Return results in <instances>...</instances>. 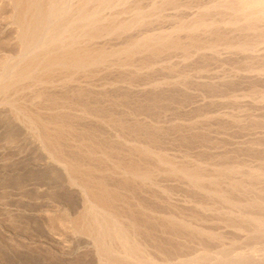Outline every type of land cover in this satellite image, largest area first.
Returning a JSON list of instances; mask_svg holds the SVG:
<instances>
[{
	"label": "rangeland",
	"instance_id": "374dc122",
	"mask_svg": "<svg viewBox=\"0 0 264 264\" xmlns=\"http://www.w3.org/2000/svg\"><path fill=\"white\" fill-rule=\"evenodd\" d=\"M48 1H40L41 8H37V10L40 9L35 11L36 15L34 11L31 16L29 14L27 18L31 21H26L24 24L26 26H23L18 20L19 11H16L15 3L12 0H0V264H117L118 261L116 262L114 258L119 260L118 264H126L125 262L127 264L128 262L129 264H249L253 254L261 260L264 259V231L262 235L258 232V236V233L254 231L258 229L257 224H252L254 220L257 222V219L264 218V202H262L264 201V182L260 183L263 181V176H260V170L263 169L261 166L264 167L262 162L264 160V122H262L264 112L261 113L264 108L259 106L260 111L258 106L256 110V105L252 108L249 105L252 99L249 97L246 98L250 100V103L246 98L244 100L248 103L236 98L238 93L248 90L246 77L240 78L238 83V76L234 74L236 59L233 61L234 58L229 56L222 60L215 50L206 53L200 46L192 44L193 36L196 35L199 41L204 34L201 33L202 29L198 32L194 30L197 34L191 29L189 31L188 25L200 15L209 0H174L175 4L177 3L175 7L172 5L161 8L162 13L158 8L161 7L159 3L164 0H90L91 2L71 0L75 4L70 0ZM68 1L71 3L70 7H68ZM81 3L86 7L89 5L88 8L93 4L92 10L87 8L89 15L86 18L81 16L79 9L78 11L76 9L78 6L87 12L86 7ZM65 4L67 6L64 8ZM97 4L99 7L96 6ZM109 5L110 7L113 5L112 8ZM40 10H42L41 15ZM63 10L67 12L64 13ZM51 12L53 17L57 15L56 19L50 18ZM47 13L49 17L46 18ZM65 15L70 16L68 20ZM89 16H93L92 19L95 17L94 21L90 20ZM77 17L80 19L77 20ZM61 18H65L66 22ZM57 19L64 23H58ZM85 19L90 20V23ZM46 21H48L47 24H45ZM33 22L38 24L37 28H34L36 24ZM28 25H30L29 29H27ZM70 26L74 33L71 32ZM78 28V31L82 33L76 31ZM89 29L91 30L88 31ZM99 29L104 31L101 30L100 33ZM44 31L46 34H43ZM51 31L55 35L60 32L61 35L58 36L63 38L61 37L60 40V37L56 38L57 35L54 37ZM21 32L27 36H22ZM40 32L45 39L39 35ZM75 32L76 36L73 35V38L72 34ZM90 32L93 33L90 34ZM49 33L53 37H50ZM31 34L35 36L34 41H31L33 37ZM87 34H90L88 36L91 38L87 37ZM45 35L50 38L44 37ZM68 35L73 39H70ZM19 37L23 40L21 41ZM63 39L65 41L62 46L60 42ZM158 39H162V43ZM170 39L180 40L181 46L176 48L171 44ZM51 40L53 42L56 40L57 43ZM165 42L168 45L167 48L163 47L166 45ZM70 43H75L77 47L71 44L75 48L91 46L93 49L103 50L104 54L100 55L102 58L96 57L90 66L81 67V69L61 67L62 70H60L58 67L57 72L55 68H52L54 70L52 72L40 62L46 54H49L47 51L50 54H59ZM146 44L153 47L144 49L143 46ZM119 57L122 59L120 60ZM27 63L30 64V68ZM33 64L36 67L32 69ZM18 71L24 73L20 75ZM42 72L44 76L47 74L48 77H46L49 79L44 81L46 77L43 79ZM36 78H41V81H37ZM48 80L51 81L48 83ZM50 82H53L52 85ZM242 103L243 105H240ZM246 104L252 112L247 109ZM31 112L35 114L34 118L42 113L43 117L45 115L44 119L49 120L53 117L56 123L64 122L62 125H66L64 127L66 133L63 130L61 134L63 136L59 141L61 144L52 145L47 142L43 136L44 133L40 132V130L44 131L40 122L33 119V114L29 115ZM239 112L243 113L241 115L244 118L240 115L236 118ZM51 121L55 122L54 119ZM237 122L243 125L240 126ZM247 122L249 126L256 125V128H259L250 129ZM35 124L39 126L36 127ZM92 146H96L95 149ZM58 148H61L60 153ZM91 149L94 150L91 151ZM65 157L71 158L72 161L65 160ZM240 159L242 162L239 161ZM256 160L260 167L257 166ZM123 164L129 168L125 170ZM66 165L70 166L71 171ZM78 165H81L80 168ZM232 165L235 168L231 169ZM73 167L78 168L76 170ZM81 167L84 168L81 169ZM244 167L246 171L242 170ZM72 168L78 172L74 173ZM88 168L91 172L95 170V173H91L94 179L106 181L108 184H105L111 191L116 190H113L115 191L113 195L116 197L115 205L120 207L124 205L122 210L114 205L115 208H118V211L121 210L122 214L129 213L128 218L136 216L135 220L139 224L136 228L139 240H134L133 234L128 233L126 238H122L113 233L111 228L114 229V219H109L108 214L103 210L100 211L106 214L102 212L101 215V212H98L99 209H96L86 198L87 196H84L85 193L81 192L78 176L81 178V172L85 176L86 173H90ZM130 168L136 169L139 172L138 175H133ZM191 169L193 171L200 169L197 171H202L203 178L197 181L190 175H186L185 172L189 174ZM252 171L253 174H251ZM256 174L259 175L254 177ZM73 175L77 178H72ZM234 181L240 182L239 186H236ZM241 185L244 187L241 188ZM253 189L259 190L253 192ZM249 200L253 201L250 203ZM124 208L128 210H126L127 213ZM243 213L248 214L246 216ZM240 217L251 221H242ZM96 222H99L101 226ZM106 225L109 227L111 225L112 232ZM128 252L129 255H127ZM147 255L152 256V259L147 258Z\"/></svg>",
	"mask_w": 264,
	"mask_h": 264
},
{
	"label": "bare ground",
	"instance_id": "6f19581e",
	"mask_svg": "<svg viewBox=\"0 0 264 264\" xmlns=\"http://www.w3.org/2000/svg\"><path fill=\"white\" fill-rule=\"evenodd\" d=\"M14 3H15V6H16V8L18 9H16V11L18 12L19 11V19L18 20H20V22L23 24V26H26V25H24V24H26V21H28V18H29V14H30V16H31V14L33 13V11H34V13H35V11L37 10V8L38 7H40V5H39V2L41 1L42 2V0H12ZM48 1V0H47ZM61 1V0H60ZM71 1V0H70ZM80 1H82V0H80ZM90 1V0H89ZM93 1V0H92ZM99 1V0H98ZM114 1V0H113ZM40 2V3H41ZM49 2V1H48ZM48 2H47V4H48ZM55 2V1H54ZM54 2H52V3H54ZM71 2H73L74 3V1H71ZM77 2H79V1H77ZM91 2V1H90ZM107 2V1H106ZM109 2V1H108ZM120 2V1H119ZM123 2V1H122ZM138 2V1H137ZM175 2L176 1H174V0H164V1H162L161 3H159V4H161L160 6L159 5H157V6H159L160 8H158V10H160L161 8L162 9H164L166 6H172L173 5V7H175L174 5H176L175 4ZM180 2V1H179ZM45 3H46V1H45ZM51 3V5H53ZM56 3V2H55ZM61 4H62V2H60ZM67 3V2H66ZM68 3H69V1H68ZM84 3V2H83ZM83 3H81V4H83ZM92 3H95L96 4V2H92ZM101 3V2H100ZM141 3V2H140ZM158 3V2H157ZM11 4V3H10ZM58 4V3H57ZM64 4V3H63ZM75 4V3H74ZM77 5H78V3H76ZM85 4V3H84ZM83 4V5H84ZM121 4V3H120ZM134 4V3H133ZM137 4H139V3H137ZM12 5V4H11ZM49 5V4H48ZM70 5H71V3H69V6L68 7H70ZM80 5V4H79ZM83 5H81L82 7H83ZM99 4H97L96 6H98ZM103 5V3L102 4H100V7ZM117 5V4H116ZM119 5V4H118ZM124 5V4H123ZM122 5V6H123ZM131 5V4H130ZM129 5V6H130ZM200 5H202V4H200ZM14 6V5H13ZM42 6V5H41ZM44 6H46V4H44ZM55 6H57V5H55ZM63 6V5H62ZM65 6H67V4H65L64 5V8H65ZM73 6V5H72ZM85 7H86V5H84ZM96 6H94V7H96ZM113 6V5H112ZM112 6L110 7V5H109V7L110 8H112ZM125 6V5H124ZM138 6V5H137ZM178 6V5H177ZM179 6H181L180 4H179ZM46 7H48V6H46ZM49 7H51V6H49ZM75 7V6H74ZM88 7H89V5H88ZM88 7H86V9L88 8ZM99 7V6H98ZM107 7H108V5H107ZM117 7V6H116ZM15 8V7H14ZM41 8V7H40ZM39 8V9H40ZM45 8V7H44ZM54 8V7H53ZM56 8V7H55ZM72 8V7H71ZM91 8H93V4H92V7H90V8H88V9H91ZM103 8H105V7H103ZM135 8V7H134ZM140 8V7H139ZM143 8V7H142ZM167 8V7H166ZM169 8V7H168ZM171 8V7H170ZM38 9V10H39ZM49 9V8H48ZM47 9V10H48ZM61 9V8H60ZM77 11H78V9H79V12L81 13V16H83V17H87V15H89L88 14V9H87V12L86 11H84V9L83 8H78V6H77ZM96 9V8H95ZM94 9V10H95ZM144 9V8H143ZM157 9V8H156ZM37 10V11H38ZM43 10V9H42ZM42 10H40V15H41V11ZM50 10V9H49ZM48 10V11H49ZM62 10V9H61ZM73 10H75V9H73ZM92 10V9H91ZM103 10V9H102ZM105 10V9H104ZM167 10V9H166ZM200 10V9H199ZM45 11V10H44ZM53 11V10H52ZM55 11V10H54ZM59 11V10H58ZM70 10L68 9V12H69ZM72 11V10H71ZM99 11V10H98ZM139 11V10H138ZM162 10H160V13H162L161 12ZM16 12V13H17ZM63 12L65 13V12H67L66 10H63ZM90 13H91V11H89ZM97 12V11H96ZM163 12H166V11H163ZM16 13H15V15H16ZM37 13V12H36ZM36 13H35V15H36ZM45 13V12H44ZM44 13H42L43 14V16H45L44 15ZM54 13V12H53ZM74 13V12H73ZM78 13V12H77ZM99 13V12H98ZM97 13V14H98ZM101 13V12H100ZM103 13V12H102ZM18 14V13H17ZM63 14V13H62ZM95 14V13H94ZM93 14V15H94ZM34 15V14H33ZM51 15H52V12H51ZM66 15H67V13H66ZM65 15V17H66V20H68L69 19V17H67ZM71 15H73L72 13H71ZM102 15V14H101ZM137 15H139V14H137ZM141 15H142V13H141ZM160 15V14H159ZM38 16V15H37ZM42 16V17H43ZM57 16V15H56ZM56 16H54L53 17V15H52V17H50V18H54V19H56ZM61 17H62V15H60ZM59 16V17H60ZM74 16V15H73ZM81 16H80V18H81ZM28 17V18H27ZM35 17V16H34ZM47 17H49V15H48V13L46 14V18ZM83 17L81 18L82 20H83ZM90 17V16H89ZM93 17V16H92ZM92 17H90L91 19L90 20H92V21H94V18L92 19ZM107 17V16H106ZM119 17V16H118ZM160 17H161V15H160ZM40 19H41V16L39 17ZM44 18V17H43ZM68 18V19H67ZM80 18H76L77 20H79ZM105 17H103V19H104ZM112 18V17H111ZM110 18V19H111ZM166 18V17H165ZM32 19L34 20V18L32 17ZM58 19H60V18H58ZM57 19V20H58ZM62 19V18H61ZM65 18H63L62 20L63 21H65L64 20ZM88 19V18H87ZM100 19V18H99ZM106 19V18H105ZM109 19V18H108ZM116 19V18H115ZM119 19V18H118ZM159 19V18H158ZM191 19V18H190ZM39 20V19H38ZM53 20V19H52ZM57 20H55V22L57 21ZM62 20H61V22L59 21L58 23H64V22H62ZM72 20H73V18H72ZM81 20V21H82ZM86 20V19H85ZM90 20H86L88 23H90ZM160 20V19H159ZM165 20V19H164ZM30 21H31V19H30ZM30 21H28V22H30ZM40 21V20H39ZM41 21H43V20H41ZM48 21H49V19H48ZM48 21H46V23L45 22H43V24L45 23V24H47V22ZM188 21V20H187ZM19 22V25L21 24ZM52 21H51V19H50V23H51ZM66 22V21H65ZM75 21H73V23H74ZM82 22H84V21H82ZM81 22V23H82ZM95 22H98L97 20H95ZM119 22H121V21H119ZM38 23H40V22H38ZM70 23V22H69ZM68 23V24H69ZM72 23V22H71ZM72 23V24H73ZM76 23V22H75ZM86 23V22H85ZM87 23V24H88ZM109 23V22H108ZM33 24H36V26H34V28L36 27L37 28V23H35V22H33ZM41 24V23H40ZM52 24H54V22L52 23ZM67 24V23H66ZM56 24H54V26H55ZM61 25V24H60ZM74 25V24H73ZM79 25V24H78ZM83 25H85V24H83ZM91 25V24H90ZM93 25V24H92ZM109 25V24H108ZM111 25H112V23H111ZM119 25V24H118ZM184 25V24H183ZM188 25V24H187ZM21 26V25H20ZM40 26V25H39ZM57 26H58V24H57ZM63 26V25H62ZM61 26V27H62ZM115 26V25H114ZM113 26V28L115 29V27ZM180 26H181V24H180ZM64 27V26H63ZM71 27V26H70ZM79 27V26H78ZM81 27V26H80ZM106 27V26H105ZM107 27H110V26H107ZM112 27V26H111ZM184 27H186L185 25H184ZM30 28V25H28V28L27 29H29ZM32 28H33V26H32ZM60 28V27H59ZM77 28V27H76ZM96 28V27H95ZM100 28V27H99ZM122 28V27H121ZM183 28V27H182ZM188 28H189V31H190V29H191V31H193V33H195V34H197L196 32H198V30L200 29H202L201 30V33H202V38H203V40H201V39H199V41L197 40V38L195 37V36H193V34H192V38H191V40L193 41L192 42V44H196L197 45V47L198 46H200L201 47V49H204L203 51H206V53L208 52L209 53V51H212V50H215V52H217L218 53V55L220 56V58L222 59V60H224L225 58L227 59V58H229V56H231L232 58H234V60L233 61H235V59L237 60V62H235V63H237V65H236V67H234V68H236L235 69V75L236 76H238V83H239V81L241 80L240 78H245L246 77V79H247V81H248V90L246 91V92H243V93H245V94H243V93H238L237 95H236V98L238 99V100H244V98H246V97H249V99H252V101H251V103H250V100L248 101V98H246L247 99V101L250 103L249 105H251L252 106V108H253V106H255L256 105V110H257V106L259 107H261V108H264V0H209L208 1V3L205 5V7H204V9L202 10V12L200 13V15L198 16V17H196L193 21H191V24H189L188 25ZM26 29V28H25ZM48 29H49V27H48ZM50 29H52V28H50ZM67 29H68V26H67ZM75 29V28H74ZM87 29H88V27H87ZM86 29V30H87ZM93 29H94V27H93ZM106 29V28H105ZM107 29H110V28H107ZM113 29V30H114ZM120 29V28H119ZM19 30H20V27H19ZM24 30V29H23ZM79 30V28L78 29H76V31H78ZM82 30V29H81ZM83 30H85V28H83ZM91 29H89L88 31H90ZM96 30V29H95ZM101 30H103L104 31V29H101ZM101 30L99 29V31H100V33H101ZM110 30H112V29H110ZM126 30V29H125ZM196 32H195V31ZM20 31H22V30H20ZM19 31V32H20ZM55 31V30H54ZM58 31V30H57ZM56 31V32H57ZM75 31V30H74ZM96 31H98V30H96ZM107 31V30H106ZM117 31V30H116ZM187 31V30H186ZM30 32V31H29ZM48 32H50V31H48ZM47 32V33H48ZM52 32V34H54L53 33V31H51ZM64 32H65V30H64ZM71 32L72 33H74L73 31H72V27H71ZM70 32V33H71ZM79 33H82V32H80V31H78ZM77 32V33H78ZM83 32H85V34L87 33V31H83ZM121 32V31H120ZM204 32V33H203ZM22 33V36L24 35V33L23 32H21ZM25 33H27V31L25 30ZM45 33V31L43 32V34ZM59 34H60V32H58ZM69 33V32H68ZM67 33V34H68ZM91 33H93V32H90V34ZM96 33V32H95ZM191 33V32H190ZM41 32L39 33V35L41 36V35H43ZM46 34V33H45ZM50 34V33H49ZM48 34V35H49ZM52 34H50V37H55L56 35L54 34L53 36H51ZM58 34V35H59ZM66 34V33H65ZM64 34V36H66ZM90 34H87L86 36L87 37H89V38H91L90 36H88V35H90ZM99 34V33H98ZM118 34V33H117ZM173 34V33H172ZM187 34V33H186ZM199 34V33H198ZM32 35V34H31ZM38 35V36H39ZM48 35L46 36H44V37H47V38H50V37H48ZM57 35V37L56 38H58V37H60L59 39L61 40V37L62 36H58ZM61 35V34H60ZM76 36V32H75V34H72V36ZM79 35V34H78ZM77 35V36H78ZM83 35V34H82ZM167 35H170V34H167ZM201 35V34H200ZM24 36H27V34L26 35H24ZM30 36V35H29ZM33 37L31 38V37H29V39L31 38V41H34L33 40V38L35 37L34 36V34L32 35ZM37 36V35H36ZM37 36V37H38ZM40 36H39V38H40ZM72 36H71V38H72ZM74 36H73V38H74ZM95 36V35H94ZM178 36V35H177ZM42 38H43V36H41ZM68 37H69V35H68ZM81 37V36H80ZM83 37V36H82ZM162 37V36H161ZM168 37V36H167ZM173 37V36H172ZM20 38V37H19ZM22 38V37H21ZM20 38V40L22 41L23 39H21ZM23 38H26V37H23ZM55 38V39H56ZM63 38V37H62ZM66 38H67V36H66ZM70 38V37H69ZM70 38V39H71ZM72 38V39H73ZM76 38V37H75ZM150 38V37H149ZM149 38H147V39H149ZM152 38V37H151ZM155 38V37H154ZM169 38V37H168ZM189 38V37H188ZM187 38V39H188ZM200 38V37H199ZM43 39H45V38H43ZM43 39H42V41H43ZM68 39V38H67ZM66 39V40H67ZM84 39V38H83ZM86 39V38H85ZM141 39V38H140ZM164 39V38H163ZM172 39V38H171ZM170 39V40H171ZM174 39V38H173ZM184 39H186V38H184ZM41 40V39H40ZM49 40V39H48ZM58 40V39H57ZM76 40V39H75ZM134 40H136V39H134ZM146 40V39H145ZM159 40V39H158ZM162 40V39H161ZM161 40H159L160 41V43H162V41ZM166 40H168V39H166ZM25 41H27V40H25ZM50 41V40H49ZM52 41V40H51ZM56 40H54V42H55ZM65 40L63 39L62 40V42H60V44H62L63 42H64ZM68 41V40H67ZM73 41V40H72ZM86 41V40H85ZM133 41V40H132ZM158 41V42H159ZM163 41H165V40H163ZM180 41V40H179ZM179 41H177V40H171V44L172 45H175V47L176 46H178L179 47V45L181 44ZM24 42V41H23ZM53 42V41H52ZM52 42H51V44H52ZM53 42V43H54ZM75 42V41H74ZM141 42H143V40L141 41ZM191 42V41H190ZM47 43V42H46ZM56 43H57V41H56ZM58 43H59V41H58ZM66 43V42H65ZM42 44V43H41ZM45 44V43H44ZM43 44V45H44ZM48 44H50V43H48ZM48 44H46V45H48ZM71 44H73V43H70V44H68V45H66L64 48H63V50L59 53V54H50V52L49 51H47V53H49V54H46L45 55V57H44V59L42 60V61H40L46 68H47V70H51L52 72L54 71V70H52V68H55L56 69V72H57V68L58 67H60V70H62L61 69V67H64V69H66L65 67H67V68H72V67H74V68H79V69H81V67H87V66H90V64H92L93 62H94V60L96 59V57H97V59H98V57L100 56V55H102V54H104L103 53V50H100V49H93V48H91V46L90 47H83V48H75L73 45H75V43L73 44V45H71ZM130 44V43H129ZM144 44V43H143ZM152 44V43H151ZM165 44H166V42H165ZM88 45V44H87ZM153 45V44H152ZM152 45H150V44H146V45H144L143 47H145L144 49H146V48H149V47H151ZM162 45V44H161ZM169 45H170V43H169ZM62 46H63V44H62ZM76 46V45H75ZM158 46V45H157ZM156 46V47H157ZM160 46V45H159ZM163 46V45H162ZM167 44L165 45V46H163V47H166L167 48ZM181 46V45H180ZM188 46V45H187ZM45 47H47V46H45ZM60 47V46H59ZM77 47V46H76ZM104 47V46H103ZM127 47V46H126ZM153 47V46H152ZM161 47V46H160ZM172 47V46H171ZM61 48V49H62ZM162 48V47H161ZM174 48V47H173ZM177 48V47H176ZM183 48V47H182ZM190 48V47H189ZM188 48V49H189ZM55 49H56V47H55ZM54 49V50H55ZM60 49V48H59ZM59 49H57L58 50V52H59ZM60 49V50H61ZM105 49H107V48H105ZM110 49V48H109ZM113 49V48H112ZM139 49V48H138ZM137 49V50H138ZM180 49V48H179ZM178 49V50H179ZM197 49V48H196ZM199 49V48H198ZM52 50V49H51ZM136 50V49H135ZM136 50V51H137ZM155 50H157V49H155ZM184 50V49H183ZM187 50V49H186ZM135 51V52H136ZM140 51V50H139ZM145 51V50H144ZM148 51V50H147ZM171 51H172V49H171ZM194 51H196V50H194ZM198 51V50H197ZM57 52V51H56ZM112 52V51H111ZM160 52H162V51H160ZM170 52V51H169ZM183 52V51H182ZM185 52V51H184ZM188 52V51H187ZM189 52H190V50H189ZM127 52H125V54H126ZM148 53V52H147ZM196 53V52H195ZM201 53V52H200ZM152 54V53H151ZM112 55H114V54H112ZM130 55V54H129ZM161 55V54H160ZM160 55H157L158 57L160 56ZM190 56L192 55V54H189ZM212 55V54H211ZM228 55V57H226ZM104 56V55H103ZM131 56V55H130ZM153 56V55H152ZM206 56V55H205ZM204 56V57H205ZM101 57V56H100ZM127 57V56H126ZM136 57V56H135ZM147 57V56H146ZM153 57H156V56H153ZM203 57V56H202ZM102 58V57H101ZM101 58H99V59H101ZM120 58V57H119ZM124 58V57H123ZM138 58V57H137ZM148 58H150V57H148ZM104 59V58H103ZM122 58H120V60H121ZM142 59V58H141ZM140 59V60H141ZM147 59V58H146ZM204 59V58H203ZM208 59V58H207ZM120 60H118V61H120ZM209 60H210V58H209ZM228 60H230V59H228ZM38 61V60H37ZM36 61V62H37ZM103 61V60H102ZM117 61V62H118ZM135 61V60H134ZM31 62V61H30ZM29 62V63H30ZM39 62V61H38ZM40 62H39V64H40ZM96 62V61H95ZM101 62V61H100ZM138 62V61H137ZM153 62V61H152ZM35 63V62H34ZM106 63V62H105ZM219 63V62H218ZM226 63V62H225ZM28 64V63H27ZM38 63H36V65H37ZM41 64V65H42ZM95 64V63H94ZM97 64V63H96ZM101 64H103V63H101ZM136 64V63H135ZM220 64V63H219ZM30 64H28V67L30 68V66H29ZM42 65V66H43ZM118 65V64H117ZM137 65V64H136ZM229 65V64H228ZM39 66V65H38ZM135 66V65H134ZM224 66V65H223ZM235 66V65H234ZM32 69L34 68V67H36L35 66V64H33L32 66ZM41 68V67H40ZM49 68V69H48ZM97 68V67H96ZM220 68V67H219ZM19 69H22V68H19ZM36 69V68H35ZM44 69V68H43ZM59 69V68H58ZM63 69V70H64ZM89 69V68H88ZM95 69V68H94ZM93 69V70H94ZM136 69V68H135ZM139 69V68H138ZM225 69V68H224ZM223 69V70H224ZM75 70V69H74ZM97 70V69H96ZM141 70H142V68H141ZM207 70H208V68H207ZM234 70V69H233ZM20 71V70H19ZM19 71H18V73H19ZM41 71H43L42 69H41ZM40 71V72H41ZM24 72H25V70H24ZM24 72H22V73H24ZM39 72V73H40ZM55 72V73H56ZM64 72V71H63ZM62 72V73H63ZM92 72V71H91ZM221 72V71H220ZM231 72V71H230ZM17 73V74H18ZM21 73V72H20ZM19 73V74H20ZM21 73V74H22ZM28 73V72H27ZM44 73H45V71H44ZM47 73V72H46ZM49 73V72H48ZM51 73V72H50ZM75 73V72H74ZM98 73V72H97ZM100 73V72H99ZM206 73H208V71L206 72ZM17 74H16V76H17ZM20 74V75H21ZM26 74V73H25ZM25 74H24V76H25ZM43 74V72L41 73V75ZM52 74V73H51ZM67 74V73H66ZM73 74V73H72ZM85 74V73H84ZM83 74V75H84ZM88 74V73H87ZM39 75V74H38ZM41 75H40V77H41ZM50 75V74H49ZM63 75V74H62ZM62 75H61V78H62ZM221 75V74H220ZM46 76L48 77V75L46 74ZM46 76H44V74L42 75V77H43V79H44V77H46ZM51 76H53V74L51 75ZM88 76H89V74H88ZM93 76V75H92ZM36 77H38V76H36ZM46 77V79H44V81L45 80H47V79H49V78H47ZM50 77V76H49ZM68 77V76H67ZM71 77V76H70ZM69 77V78H70ZM51 78H53V77H51ZM59 78V77H58ZM82 78V77H81ZM91 78V77H90ZM41 79V78H40ZM40 79H37L36 78V80L38 81H41ZM43 79H42V81H43ZM68 79V78H67ZM237 79V78H236ZM240 79V80H239ZM245 79V80H246ZM55 80V79H54ZM244 80V81H245ZM43 81V82H44ZM49 81H51V80H48L47 82L49 83ZM83 81V80H82ZM86 81V80H85ZM223 81V80H222ZM243 81V80H242ZM243 81V82H244ZM42 82V83H43ZM47 82H45V83H47ZM72 82V81H71ZM78 82H80V81H78ZM227 82V81H226ZM51 83V82H50ZM53 83V82H52ZM52 83H51V85H52ZM236 83V82H235ZM245 83H246V81H245ZM62 84V83H61ZM71 84V83H70ZM84 84V83H83ZM225 84V83H224ZM75 85V84H74ZM78 85V84H77ZM85 85V84H84ZM84 85H82V86H84ZM221 85V84H220ZM233 85V84H232ZM245 85V84H244ZM225 86V85H224ZM224 86L222 87V88H224ZM53 87V86H52ZM59 87V86H58ZM81 87V86H80ZM227 87V86H226ZM236 87H238V86H236ZM241 87V86H240ZM51 88V87H50ZM60 88V87H59ZM67 88V87H66ZM82 88V87H81ZM79 89V88H78ZM227 89V88H226ZM57 90V89H56ZM60 90H63V89H60ZM71 90V89H70ZM69 90V91H70ZM81 90V89H80ZM241 90H242V87H241ZM49 91V90H48ZM77 91H79V90H77ZM85 91V90H84ZM88 91V90H87ZM42 92V91H41ZM45 92V91H44ZM232 92V91H231ZM239 92H240V90H239ZM66 93V92H65ZM65 93H64V96L66 97V95H65ZM53 94V93H52ZM63 94V93H62ZM61 94V95H62ZM67 94V93H66ZM70 94V93H69ZM76 94V93H75ZM234 94H236V93H234ZM40 95V94H39ZM54 95V94H53ZM47 96H49V95H47ZM56 96H57V94H56ZM55 96V97H56ZM74 96V95H73ZM224 96V95H223ZM68 97V96H67ZM77 97V96H76ZM228 97V96H227ZM242 97H243V99H242ZM57 98V97H56ZM62 98V97H61ZM75 98V97H74ZM80 98V97H79ZM236 98H235V100H236ZM226 99V98H225ZM233 99V98H232ZM70 100V99H69ZM234 100V101H235ZM232 101V100H231ZM244 101H246V100H244ZM246 101V102H247ZM54 102V101H53ZM69 102V101H68ZM75 102V101H74ZM85 102V101H84ZM225 102V101H224ZM228 102V101H227ZM236 102V104H237V101H235ZM234 102V103H235ZM239 102V101H238ZM247 102V103H248ZM66 103V102H65ZM89 103V102H88ZM244 103V102H243ZM243 103L242 104H240V105H243ZM76 104V103H75ZM79 104V103H78ZM82 104V103H81ZM67 105V104H66ZM69 105V104H68ZM77 105V104H76ZM84 105V104H83ZM234 105V104H233ZM59 106V105H58ZM238 105H236V107H237ZM245 106H247V104L245 105ZM244 106V107H245ZM250 106V107H251ZM54 107V106H53ZM76 107V106H75ZM95 107V106H94ZM236 107H234L235 109H237ZM239 107V106H238ZM249 106H247V109H251V108H248ZM260 107L258 108V110L260 109ZM55 108V107H54ZM71 108V107H70ZM74 108V107H73ZM240 108H242V106L240 107ZM76 109H77V107H76ZM247 109H245V110H247ZM80 110H81V108H80ZM87 110V109H86ZM234 110V109H233ZM253 110V109H252ZM263 109H261V111H262ZM34 111V110H33ZM32 111V112H33ZM105 111V110H104ZM239 111H241V110H239ZM242 111H243V108H242ZM251 111V110H250ZM260 111V110H259ZM258 111V112H259ZM30 113L29 115H31L32 116V114L33 113H36V111L35 112H33V113ZM38 112V111H37ZM236 113H237V111H235ZM252 112V111H251ZM254 112V111H253ZM264 112V110L261 112V113H263ZM90 113V112H89ZM93 113V112H92ZM240 114H238L237 115V117L236 118H238V117H240V116H242L241 115V113L242 112H239ZM248 116H250V114H248L247 112H245ZM256 113V112H255ZM38 114H39V112H38ZM37 114V116H36V118H34L35 117V114H33L34 116H33V119L34 120H36L37 119V121L38 122H40V124H41V126H42V128H43V130L44 131H42V130H40V132H43L44 133V138L47 140V142L49 143V144H52V145H58V144H61V143H59V141H60V139L62 138L61 136H63V135H61V134H63V130H64V127L66 126H64V125H62V124H64V122L63 123H61V124H59V123H56L57 121H56V119L55 118H53L54 120H55V122L54 121H51V120H53L51 117H50V119L48 120V119H44V117H45V115H44V117L42 116V113H40L41 115L39 116ZM85 114V113H84ZM243 114V113H242ZM252 114H254V113H252ZM264 114V113H263ZM227 115V114H226ZM225 115V116H226ZM240 115V116H239ZM256 115H258V113L256 114ZM30 116V117H31ZM43 118H42V117ZM85 116V115H84ZM83 116V117H84ZM89 116H91V115H89ZM252 116V115H251ZM260 116V115H259ZM48 117V116H47ZM86 117V116H85ZM105 117V116H104ZM243 117V116H242ZM256 117H258V116H256ZM255 117V118H256ZM261 117V116H260ZM262 117H264V116H262ZM244 118V117H243ZM252 118H253V116H252ZM251 117H247V119H252ZM32 119V118H31ZM30 119V120H31ZM258 119H260L259 117H258ZM264 119V118H263ZM34 120H32V121H34ZM59 120V119H58ZM244 120V119H243ZM245 120H246V118H245ZM245 120H244V122H245ZM254 120V119H253ZM256 120H257V118H256ZM37 121H35V122H37ZM60 121V120H59ZM64 121V120H63ZM106 121H107V119H106ZM233 121H234V119H233ZM236 121V120H235ZM237 121H239V120H237ZM247 121V120H246ZM249 122V121H248ZM248 122H247V125H248ZM262 122H264L263 120H262ZM262 122H260V121H258V123H262ZM31 123H33V122H31ZM67 123V122H66ZM69 123V122H68ZM116 123V122H115ZM239 122H237V124H238ZM240 123H241V121H240ZM239 123V125L241 126V125H243V124H240ZM246 123V122H245ZM254 123V122H253ZM34 124V123H33ZM37 124V123H36ZM36 124H35V126H36ZM252 124V123H251ZM255 124H256V122H255ZM263 124V123H262ZM117 125V124H116ZM250 125V124H249ZM248 125V126H249ZM38 126H39V124H38ZM38 126H36V127H38ZM40 126V127H41ZM258 126V125H257ZM120 127H123V126H120ZM239 127V126H238ZM244 127H245V125H244ZM247 127V126H246ZM250 127V129L251 128H253L254 130H255V128H256V125H255V127L253 126H249ZM35 128V127H34ZM89 128V127H88ZM259 127H257L256 128V130L258 129ZM36 130H37V128H35ZM66 129V128H65ZM120 129V128H119ZM236 129H238V128H236ZM250 129H248V130H250ZM264 129V128H263ZM240 130H241V128H240ZM243 130V129H242ZM253 130V131H254ZM65 131V133H66V130H64ZM69 130L67 129V132H68ZM95 131V130H94ZM247 131V130H246ZM252 131V130H251ZM250 131V132H251ZM261 131H262V129H261ZM119 132V131H118ZM240 132V131H239ZM243 132V131H242ZM258 132V131H257ZM69 133V132H68ZM120 133V132H119ZM41 134V133H40ZM79 134V133H78ZM118 134V133H117ZM120 134H122V133H120ZM253 134H255L254 132H253ZM38 135V134H37ZM67 135H69V134H67ZM76 135V134H75ZM94 135V134H93ZM39 136V135H38ZM42 136V137H43ZM73 136V135H72ZM249 136V135H248ZM256 136H258V135H256ZM263 136V135H262ZM84 137V136H83ZM252 137V136H251ZM44 138H42V139H44ZM70 138V137H69ZM74 138H75V136H74ZM79 138V137H78ZM85 138V137H84ZM89 138V137H88ZM255 138H257V137H255ZM39 139L41 140V138L39 137ZM64 139V138H63ZM68 139V138H67ZM261 139V138H260ZM263 139V138H262ZM66 140V139H65ZM91 140V139H90ZM250 140V139H249ZM256 140V139H255ZM264 140V139H263ZM45 141V140H44ZM62 141V140H61ZM64 141V140H63ZM67 141V140H66ZM74 141V140H73ZM88 141V140H87ZM251 141V140H250ZM43 142V141H42ZM47 142H45V143H47ZM72 142V141H71ZM76 142V141H75ZM93 142V141H92ZM97 142V141H96ZM105 142V141H104ZM253 142V141H252ZM261 142V141H260ZM87 143V142H86ZM86 143H85V145H86ZM95 143V142H94ZM64 144V143H63ZM82 144V143H81ZM90 144V143H89ZM97 144V143H96ZM251 144V143H250ZM263 144V143H262ZM70 145V144H69ZM79 145V144H78ZM45 146V145H44ZM49 146V145H48ZM51 146V145H50ZM71 146H73V145H71ZM93 147V146H92ZM96 147V146H95ZM95 147H93L94 149H95ZM98 147V146H97ZM261 147H263V146H261ZM56 148V147H55ZM62 148H63V146H62ZM90 148V147H89ZM106 148V147H105ZM252 148V147H251ZM51 149H52V147H51ZM59 149L61 150V148H58V153H60L59 152ZM67 149V148H66ZM81 149V148H80ZM93 149V150H94ZM100 149V148H99ZM98 149V150H99ZM102 149H103V147H102ZM102 149H100L101 150V152H103L102 151ZM109 149V148H108ZM263 149V148H262ZM47 150V149H46ZM55 149H54V147H53V151H54ZM77 150V149H76ZM85 150H86V148H85ZM90 150V149H89ZM92 149H91V151H93ZM52 151V152H53ZM65 151V150H64ZM67 151H69V150H67ZM71 151H73V150H71ZM70 151V152H71ZM81 151V150H80ZM152 151V150H151ZM155 151V150H154ZM153 151V152H154ZM255 151V150H254ZM52 152H50V153H52ZM108 152V151H107ZM111 152V151H110ZM69 153V152H68ZM72 153V152H71ZM88 153V152H87ZM94 153V152H93ZM109 153V152H108ZM108 153H107V155H108ZM117 153V152H116ZM142 153V152H141ZM54 154V153H53ZM104 154H105V150H104ZM111 154V153H110ZM67 155V154H66ZM66 155H64V156H66ZM92 155V154H91ZM90 155V156H91ZM78 156V155H77ZM84 156V155H83ZM87 156V155H86ZM89 156V157H90ZM109 156H111V155H109ZM68 157V156H67ZM95 157V156H94ZM237 157V156H236ZM261 157H263L262 155H261ZM66 158V157H65ZM86 158V157H85ZM111 158V157H110ZM119 158V157H118ZM257 158H260V157H257ZM68 159H71V158H68ZM67 158L65 159V160H68ZM87 159H89V158H87ZM108 159H109V157H108ZM243 159V158H242ZM255 159H256V157H255ZM255 159H253V160H255ZM263 159V158H262ZM57 160V159H56ZM60 160V159H59ZM90 160V159H89ZM252 160V159H251ZM259 160H261V159H259ZM258 160V161H259ZM70 161V160H69ZM71 161H72V159H71ZM86 161V160H85ZM93 161V160H92ZM165 161V160H164ZM240 162H242L241 161V159L239 160ZM60 162H61V160H60ZM64 162V161H63ZM62 162V163H63ZM66 162V161H65ZM73 162H74V160H73ZM75 162H76V160H75ZM79 162V161H78ZM172 162V161H171ZM236 162H238V160L236 161ZM256 162V164H257V160L255 161ZM255 162H254V164H255ZM261 162V161H260ZM260 162H259V164H260ZM262 162H264V160H262ZM71 163V162H70ZM65 164V163H64ZM76 164H77V162H76ZM125 164V163H124ZM123 164V165H124ZM238 165H239V162L237 163ZM241 164V163H240ZM244 164V163H243ZM242 164V165H243ZM63 165V164H62ZM82 165V164H81ZM80 165V166H81ZM89 165V164H88ZM95 165H96V163H95ZM100 165V164H99ZM172 165V164H171ZM227 165V164H226ZM241 165V166H242ZM249 165V164H248ZM247 165V166H248ZM253 165V164H252ZM67 166V165H66ZM79 166V165H78ZM80 166H79V168H80ZM84 166V165H83ZM97 166V165H96ZM103 165L101 164V167H102ZM130 166V165H129ZM133 166V165H132ZM192 166V165H191ZM223 166V165H222ZM228 166V165H227ZM247 166H246V168H247ZM251 166V165H250ZM253 166H255V165H253ZM252 166V167H253ZM257 166H259L258 164H257ZM64 167H65V165H64ZM68 168H70V166H67ZM66 167V168H67ZM100 167V168H101ZM224 167H225V165H224ZM223 167V168H224ZM233 165H232V168L231 169H233ZM260 167V166H259ZM74 169H76V168H78V167H73ZM72 168V169H73ZM84 168V167H83ZM82 167H81V169H83ZM91 168H94V167H91ZM115 168V167H114ZM127 168H129V167H127ZM126 167H125V165H124V169L126 170L127 169ZM132 168V167H131ZM130 168V170L133 172V175L135 174V175H138V171L136 170V169H131ZM171 168V167H170ZM188 168H190V167H188ZM192 168V167H191ZM194 168V167H193ZM192 168V169H193ZM226 168V167H225ZM235 168V167H234ZM236 168H238L237 166H236ZM241 168V167H240ZM250 168V167H249ZM263 168V169H262ZM72 170L74 173L75 172H78V171H76V170ZM176 169V168H175ZM184 169V168H183ZM191 169V170H192ZM252 170L254 169V168H251ZM261 169L262 170H260L261 171V173H260V176H263V178H264V167H262L261 166ZM67 170V169H66ZM79 170V169H78ZM88 170H89V172L90 173H86V176L84 175V173L83 172H81V178H82V180H81V178H79V176H78V182H79V186H81V188H82V191L81 192H84L85 193V195L84 196H87L86 198L91 202V203H93V206H95V208L97 209H99V211L98 212H101L100 210H103L104 212H106L107 214H108V217H109V219L110 218H112V220L114 221L113 222V225H114V229L113 228H111L112 230H113V233H115V234H117L118 235V237H119V235L123 238H126V236H128V233H129V235L130 234H133L132 236L134 237L133 239L134 240H139L138 239V236H137V232H136V228L139 226V224L137 223V221L135 220L136 219V216L134 217V218H128V214L129 213H127V209H125V211H126V213H127V215L125 214V212H124V214H122V212H120L122 209H123V203H121V204H123V205H121V207L120 206H118V207H120L119 209H121L120 211H118L117 209L118 208H115V196L113 195V194H115V189H112V191H111V189L110 188H108V186L105 184V183H107L106 181L104 182L103 180H96V179H94L93 177H92V175H91V173H95L94 171H90V168H88ZM108 170V169H107ZM115 170V169H114ZM151 170H152V168H151ZM185 170V169H184ZM197 170H200V169H197ZM197 170H195V171H190L189 172V174H188V172L186 173L185 171V174L186 175H190L191 177H192V179L194 178V179H196L197 181L198 180H200V179H202L203 178V176H204V174H202L201 172L202 171H200V172H198ZM224 170V169H223ZM229 170V169H228ZM242 170H245V167L242 169ZM70 171H71V168H70ZM70 171H68V172H70ZM81 171H84V170H81ZM97 171V170H96ZM100 171V170H99ZM142 171V170H141ZM153 171V170H152ZM204 171V170H203ZM232 171H234V170H232ZM246 171V170H245ZM249 171V170H248ZM251 171V170H250ZM67 172V173H68ZM107 172V171H106ZM132 172H131V174H132ZM179 172V171H178ZM82 173H83V175H82ZM130 173V172H129ZM149 173V172H148ZM183 173V172H182ZM232 173V172H231ZM238 173V172H237ZM241 173V171L239 172V174ZM247 173V172H246ZM255 173V172H254ZM258 173H259V171H258ZM69 174V173H68ZM70 174H72V173H70ZM208 174V173H207ZM209 174H211V173H209ZM227 174V173H226ZM233 174H235V173H233ZM251 174H253V171L251 172ZM250 174V175H251ZM101 175H102V173H101ZM140 175V174H139ZM141 175H142V173H141ZM237 175V174H236ZM247 175V174H246ZM259 175V174H258ZM257 174L256 175H254V177L255 176H258ZM82 176H84V177H82ZM151 176V175H150ZM189 176V177H190ZM206 176H208V175H206ZM68 177V176H67ZM71 177V176H70ZM73 177H75V178H77L76 177V175H73L72 176V178ZM131 177V176H130ZM190 177V178H191ZM238 176H236V178H237ZM241 177H243V176H241ZM244 177H246V176H244ZM252 177H253V175H252ZM148 178V177H147ZM187 178V177H186ZM207 178V177H206ZM208 178H210V177H208ZM234 178V177H233ZM235 178V179H236ZM258 178V177H257ZM261 178V177H260ZM262 178V180L263 181H261L260 179H257V180H260V181H258V183L260 182L261 184H262V182H264V179ZM127 179V178H126ZM152 179V178H151ZM192 179H191V181H192ZM218 179V178H217ZM223 179H224V177H223ZM245 179H247V178H245ZM68 180V179H67ZM85 180V181H84ZM128 180V179H127ZM154 180V179H153ZM221 180V179H220ZM74 181V180H73ZM76 181V180H75ZM145 181H147V180H145ZM151 181V180H150ZM253 181V180H252ZM71 182V181H70ZM140 182V181H139ZM142 182V181H141ZM223 182V181H222ZM231 182V181H230ZM233 182V181H232ZM235 182V185L237 186H239V184H240V182H238V181H234ZM246 182V181H245ZM201 183V182H200ZM226 183V182H225ZM248 183H249V181H248ZM255 183V182H254ZM253 183V184H254ZM258 183H256V184H258ZM73 184V183H72ZM108 184V183H107ZM196 184H198L197 182H196ZM222 184V183H221ZM231 184H234V183H231ZM241 184H242V182H241ZM251 184H252V182H251ZM74 185H75V183H74ZM242 185H244V184H242ZM241 185V188L242 187H244V186H242ZM264 185V184H263ZM77 186H78V184H77ZM256 185H254V187H255ZM253 186L251 185V188H252ZM232 188H234L233 186H232ZM241 188H240V190H241ZM247 188V187H246ZM259 188H260V184H259ZM79 189V188H78ZM215 189H216V187H215ZM113 190H115L114 192H113ZM214 190V189H213ZM217 190H218V188H217ZM239 190V189H238ZM239 190V191H240ZM242 190H244V189H242ZM247 190H249L248 188H247ZM256 190L257 189H255V191H254V189H253V192H256ZM259 190V189H258ZM257 190V191H258ZM261 190V189H260ZM264 190V189H263ZM262 190V191H263ZM233 191V190H232ZM231 191V192H232ZM237 191V190H236ZM252 191V190H251ZM241 192V191H240ZM252 192V193H253ZM245 193V192H244ZM264 193V192H263ZM117 195H118V193H116ZM232 194H234V193H232ZM241 194V193H240ZM250 194V193H249ZM254 194V193H253ZM260 194H261V196H262V193L260 192ZM260 194L258 193V195H259V197H260ZM122 195V194H121ZM221 195L222 196H224L223 195V193H221ZM220 194H219V196H221ZM238 195V194H237ZM257 195V196H258ZM120 196V195H119ZM221 196V197H222ZM239 196V195H238ZM247 196V195H246ZM81 197H82V195H81ZM250 197H252V196H250ZM259 197H258V199H259ZM230 198V197H229ZM240 198H242V197H240ZM261 198V197H260ZM263 198V197H262ZM119 199V198H118ZM118 199H116L117 201H118ZM121 199V198H120ZM119 199V200H120ZM243 199V198H242ZM246 199V198H245ZM248 199H249V197H248ZM254 199V198H253ZM123 200V199H122ZM229 200V199H228ZM254 200H257V198L256 199H254ZM88 201V202H89ZM130 201V200H129ZM226 201V200H225ZM235 201V200H234ZM250 201V200H249ZM248 201V202H249ZM251 201H253V200H251ZM251 201H250V203H251ZM262 201V200H261ZM126 202H127V200H126ZM228 202V201H227ZM232 202V201H231ZM247 202V203H248ZM260 202V201H259ZM262 202H264V201H262ZM91 203H89V204H91ZM236 203H238V202H236ZM117 204H119V203H117ZM126 204V203H125ZM245 204V203H244ZM255 204V203H254ZM259 205H261L260 203H258ZM258 204H257V206H258ZM115 205V206H114ZM130 205H131V203H130ZM235 205V204H234ZM236 205H240V204H236ZM235 205V206H236ZM250 205V204H249ZM89 206V205H88ZM116 206V207H117ZM128 206V205H127ZM132 206H134V205H132ZM246 206V205H245ZM251 206V205H250ZM255 206V205H254ZM254 206H253V208H254ZM124 207H126V206H124ZM249 207V206H248ZM252 207V206H251ZM250 207V208H251ZM260 207V206H259ZM258 207V208H259ZM264 207V206H263ZM89 208V207H88ZM128 208H130V207H128ZM261 208H262V206H261ZM241 208H239V211H241L240 210ZM244 209V208H243ZM242 209V210H243ZM256 209H257V207H256ZM264 209V208H263ZM263 209H262V211H263ZM134 210V209H133ZM258 210V209H257ZM102 211V212H103ZM132 211V210H131ZM238 211V212H239ZM250 211H251V209H250ZM259 211H261L260 209H259ZM261 211V212H262ZM101 212V215L104 213H102ZM135 212V211H134ZM243 212V211H242ZM242 212H240L241 214H242ZM245 212H246V210H245ZM264 212V211H263ZM106 213H104V215L106 214ZM241 214H239V215H241ZM243 214H246V213H243ZM248 214V213H247ZM247 214H246V216H247ZM252 214H255V213H253L252 212ZM257 214V213H256ZM260 214V213H259ZM131 215V214H130ZM237 215H238V213H237ZM127 216V217H126ZM255 216V215H254ZM262 216V215H261ZM236 217V216H235ZM239 217V216H238ZM250 217H251V213H250ZM256 217H258L259 218V216H256ZM256 217H254L255 219H257ZM83 218V217H82ZM241 218V217H240ZM246 218H248V217H246ZM252 218V217H251ZM95 219V218H94ZM93 219V220H94ZM97 219V218H96ZM95 219V220H96ZM235 219V218H234ZM242 219V218H241ZM81 220V219H80ZM103 220V219H102ZM139 220V219H138ZM240 220V219H239ZM244 220V218L242 219V221ZM249 220V219H248ZM248 220H244L245 222L246 221H248ZM252 220H254V219H252ZM98 221V220H97ZM106 221V220H105ZM140 221V220H139ZM230 221V220H229ZM249 221H251V220H249ZM257 222H255V220H254V223H252V224H255L256 225V227L258 228V229H256V230H254L255 231V233L257 232H259V233H261V235L264 233L263 231H264V218H259V219H257L256 220ZM112 222V221H111ZM92 223H93V221H92ZM91 223V224H92ZM96 223H98L99 224V222H96ZM106 223V222H105ZM244 224V223H243ZM100 225V224H99ZM98 225V226H99ZM254 225V226H255ZM101 226V225H100ZM99 226V227H100ZM106 226H108V225H106ZM235 226H237L236 224H235ZM89 227H91L90 225H89ZM94 227H95V225H94ZM110 227H111V225H110ZM110 227L108 226V229H110ZM237 227H239V228H241V226H237ZM247 227V226H246ZM105 228V227H104ZM107 228V227H106ZM111 229H110V231H111ZM245 229V228H244ZM247 229V228H246ZM95 230V229H94ZM145 230V229H144ZM138 231V230H137ZM143 231V230H142ZM141 231V232H142ZM112 232V231H111ZM140 232V231H139ZM144 232V231H143ZM250 232V231H249ZM263 232V233H262ZM259 233H258V236H259ZM106 235V234H105ZM108 235V234H107ZM139 235V234H138ZM141 236H142V234H140ZM148 235H150V234H148ZM255 235H257V234H255ZM101 236V235H100ZM144 236V235H143ZM257 236V237H258ZM102 238V237H101ZM145 238V237H144ZM146 239V238H145ZM149 240V239H148ZM154 240V239H153ZM151 241V240H150ZM155 241V240H154ZM157 241V240H156ZM257 241H258V239H257ZM261 241V240H260ZM125 242V241H124ZM124 242H122L123 244H124ZM129 242V241H128ZM128 242H126V243H128ZM149 242V241H148ZM135 243H137V242H135ZM152 243V242H151ZM150 243V244H151ZM102 244V243H101ZM139 244H141V243H139ZM156 244V243H155ZM160 244V243H159ZM117 245V244H116ZM125 245V244H124ZM127 245V244H126ZM148 245V244H147ZM152 245V244H151ZM101 246V245H100ZM123 246V245H122ZM145 247V246H144ZM149 247V246H148ZM151 247V246H150ZM263 247V246H262ZM114 248H115V246H114ZM128 248V247H127ZM138 248H140V247H138ZM152 248V247H151ZM261 248V247H260ZM131 249V248H130ZM141 249V248H140ZM143 249V248H142ZM146 249H148V248H146ZM155 249V248H154ZM159 249H162V248H159ZM105 250V249H104ZM108 250V249H107ZM149 250V249H148ZM156 250V249H155ZM154 250V252H156ZM101 251H103V250H101ZM138 251V250H137ZM152 251H153V249H152ZM151 251V252H152ZM109 252V251H108ZM119 252V251H118ZM111 253V252H110ZM126 253V252H125ZM153 253V252H152ZM127 255H129V252H128V254ZM146 255V254H145ZM150 255V254H149ZM148 256V255H147ZM107 257V256H106ZM117 258H118V256H116ZM133 257V256H132ZM152 257V256H151ZM150 256H148L147 258H151ZM109 258H110V256H109ZM108 258V259H109ZM135 258V257H134ZM260 257H258L257 255H254L253 254V256H252V259H251V261H250V263L249 264H264V259H259ZM111 259V258H110ZM152 259V258H151ZM114 260L117 262H119V260H116L115 258H114ZM121 260V259H120ZM206 260V259H205ZM231 260V259H230ZM236 260V259H235ZM110 261H112V260H110ZM109 261V262H110ZM115 261H112V262H115ZM123 261V260H122ZM239 261V260H238ZM118 262H117V264H118ZM248 262V261H247ZM123 263V262H122ZM126 264H127V262H125ZM198 263V262H197ZM202 263V262H201ZM203 263H205V261L203 262ZM246 263V262H245ZM113 264V263H112ZM128 264H129V262H128ZM212 264V263H211Z\"/></svg>",
	"mask_w": 264,
	"mask_h": 264
}]
</instances>
